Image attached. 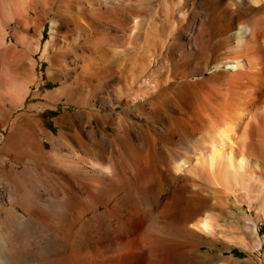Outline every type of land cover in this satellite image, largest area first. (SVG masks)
<instances>
[{
  "label": "bare ground",
  "instance_id": "1",
  "mask_svg": "<svg viewBox=\"0 0 264 264\" xmlns=\"http://www.w3.org/2000/svg\"><path fill=\"white\" fill-rule=\"evenodd\" d=\"M262 223L264 0H0V264H264Z\"/></svg>",
  "mask_w": 264,
  "mask_h": 264
},
{
  "label": "rangeland",
  "instance_id": "2",
  "mask_svg": "<svg viewBox=\"0 0 264 264\" xmlns=\"http://www.w3.org/2000/svg\"><path fill=\"white\" fill-rule=\"evenodd\" d=\"M47 36L48 35L45 34L44 37H43V40ZM45 65H46V62L43 64V67H45ZM43 80L46 81V83L44 84V86L41 87L42 88V91H41V94H40V98H43L45 91L51 90L52 88H54L56 86V83H53L52 81L47 80V77L46 76L43 77ZM39 100L40 99H36L35 101L37 102ZM73 110H75L74 107H72V106H67L66 107V105H64L62 103H59L56 106V108H47V109L42 110L40 112V114L37 116V118L40 120V122L43 124V126L45 127L46 130H50L52 132H56V126H55V123H54V119L57 116H59V115H61L63 113H66V112H69V111H73ZM261 227L264 228V223L261 224ZM261 236L264 237V233L261 234ZM218 246L221 247V246H223V244L219 242L217 244V247L212 248L213 251L218 250L217 249ZM231 248H232V251L231 252H233V253H230L229 251L224 252V255L221 256L219 260H221V261L224 260L225 261V260H228V258L231 259L230 258L231 255H233L232 258H234L236 260H244L245 258L248 257V253L242 251L239 247H236V246L233 245V246H231ZM212 249H211V251H212ZM235 252H236V254H235ZM217 260H218V258H217ZM219 260L218 261L215 260V262L218 263V262H220ZM260 260L262 262H264V253H262V255L260 257Z\"/></svg>",
  "mask_w": 264,
  "mask_h": 264
}]
</instances>
